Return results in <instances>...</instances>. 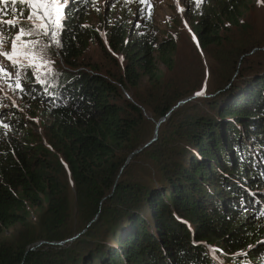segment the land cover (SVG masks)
<instances>
[{"label": "trees", "instance_id": "obj_1", "mask_svg": "<svg viewBox=\"0 0 264 264\" xmlns=\"http://www.w3.org/2000/svg\"><path fill=\"white\" fill-rule=\"evenodd\" d=\"M250 1L198 5L191 27L200 47L228 45L226 21L243 28ZM74 7L63 21L59 57L75 69L89 43L101 39ZM0 10L3 20L28 15L26 5ZM107 35L124 53L121 74L96 64L47 83L28 74L20 90L28 110H0V264H264V70L246 65L236 82L172 110L193 91L158 68L159 59L175 73V38L157 43L148 30L130 32L125 20ZM144 76L157 95L141 94ZM143 106L160 118L172 112L156 141L125 165ZM68 175L80 211L75 226ZM32 208L41 210L40 240L79 235L47 249H33L28 237L2 239L29 223Z\"/></svg>", "mask_w": 264, "mask_h": 264}, {"label": "rangeland", "instance_id": "obj_2", "mask_svg": "<svg viewBox=\"0 0 264 264\" xmlns=\"http://www.w3.org/2000/svg\"><path fill=\"white\" fill-rule=\"evenodd\" d=\"M210 0H203L204 5L211 6ZM19 4V3H18ZM14 5V8L16 5ZM3 3H0L2 6ZM26 5L28 14L35 10V7ZM201 5V3L199 4ZM74 6H78L77 12L82 14L81 17L86 20L85 26H94L99 32L100 39L89 43L88 47L84 49L81 57L78 59L77 67L74 69L66 65L59 57V46H56L52 41V32H57V38L61 43V33L63 31V21L68 10L71 11ZM59 6H48L51 16L39 21L34 18L36 23L46 24L48 26V35L43 34V29H36L32 35H25L21 37V41H39L38 44L33 45L25 43L18 46L17 55L15 59L19 60V64L12 65L5 57L0 56V63L7 66L6 71L11 73L10 76L0 75V110L14 106L21 111L26 112L28 106L24 103L25 99L21 95L20 89L16 88L17 76L19 72V82L23 86L26 75L31 74L37 82L51 81L60 72L79 70L91 65H99L103 71L111 74H121L125 66V57L123 52H116L112 49L107 35V27L115 21H123L129 23V31L134 34L146 32L155 38L157 43H163L166 37L172 36L177 42V52L175 54V73H169L164 63L158 59V68L163 75H168L170 78H182L183 83L193 89L188 98L180 101L173 109L186 101H190L197 97L212 96L215 91L226 88L230 83L238 80V76L242 73L246 65H250L255 69V72L260 73L264 67V3L258 0H251L250 4L245 10L241 22L245 25L243 28H236L226 21L225 25L228 26L230 31L224 35L226 36V43L223 47H215L211 51H205L200 47L196 36L194 35L191 27V14L198 13V5L196 0H149L148 3H140L139 0H68L63 9L57 11ZM1 12V11H0ZM25 14V13H22ZM42 15V13H41ZM62 15L63 19L60 21L61 27L57 29V17ZM25 16H12L10 19L18 20L16 27H10L13 31H5V36L8 38L9 43L5 45V50H11V39L16 35L19 28L29 29L34 27L33 21H28ZM152 25V29L148 27ZM19 43V42H18ZM44 50L41 52V50ZM243 49L249 51L244 56H238L235 61V54H239ZM236 54V55H237ZM43 56V59L40 56ZM44 60L51 61L50 64H45ZM246 60L247 62H243ZM26 65H30L25 67ZM52 71L49 72L48 69ZM175 74V75H174ZM179 80V81H180ZM223 84V86H221ZM217 86L219 89L217 90ZM155 84L151 82L146 76L141 80V94L148 95L155 91ZM216 89V90H215ZM215 90V91H213ZM124 96L133 100V94L130 90L124 89ZM203 92L202 95H196L197 92ZM153 96L158 92L152 93ZM158 101V100H156ZM144 123L138 129L137 136L131 144L130 153L126 157V164L128 165L135 154H140L143 149H146L155 142L161 128L167 122L168 113L164 117H157L151 109L142 107ZM39 124L38 119H35ZM41 128H37L40 131ZM130 148V147H129ZM129 150V149H128ZM150 150L147 149V152ZM136 155V156H137ZM125 156V155H123ZM144 158V157H143ZM141 158L134 159L136 163ZM65 184L68 193V208L69 221L74 226L79 217V206L75 199L74 184L71 176H67ZM262 193L264 188H261ZM32 217L27 225H18L9 229L2 239L9 238L10 240L19 241V238H31L29 246L33 249L39 248L46 244L48 246H55L56 244H63L71 242L77 238L80 231L74 232L63 241L40 240L36 236L39 235V220L41 219V210L37 208L31 209ZM80 223V222H79ZM39 239V240H38ZM17 241V242H18ZM219 264H225L222 260H217Z\"/></svg>", "mask_w": 264, "mask_h": 264}, {"label": "snow or ice", "instance_id": "obj_3", "mask_svg": "<svg viewBox=\"0 0 264 264\" xmlns=\"http://www.w3.org/2000/svg\"><path fill=\"white\" fill-rule=\"evenodd\" d=\"M130 2V0H129ZM140 3H148L149 0H139ZM197 5H199L200 3L203 2V0H196ZM258 2L260 3H264V0H258ZM0 3H3L5 5L8 4H27L30 6H39V7H35L34 11H31L26 19L28 21H33L34 23V27L29 28V29H25V28H19L18 31L16 32V35L11 39V50L10 51H6L5 50V45L7 43H9L8 38L5 36V25H11L13 27H16V25L18 24V20L15 19H11V20H3L0 19V56L5 57L8 61L12 62L13 66L18 65L20 62L19 60L15 59V56L18 54L17 53V48L20 45H23L25 43H30L33 45H36L39 43V41L33 40V41H21V37L25 36V35H32L36 29H43V34L44 35H48V26L46 24H42V23H36L34 21V18H36L39 21H43L45 18L50 17L51 16V12L48 10V6H59L57 11H59L60 9H63L64 5H66L68 3V0H0ZM2 11V10H0ZM42 13V15H41ZM63 19V16L60 15L57 17L56 20V26L57 29H59L61 27L60 21ZM52 41L56 46L60 45V41L57 38V32L53 31L52 32ZM19 42V43H18ZM44 50L42 49L41 52H43ZM41 59H43V56H40ZM45 64H50L51 61L49 60H44ZM30 66V65H26L25 67ZM7 66L4 65L3 63H0V75H7L10 76L11 73H8L6 71ZM49 72L52 71L51 68L48 69ZM17 76V82H16V88H19L21 91L23 90L20 82H19V76L20 73L17 72L16 73ZM42 82V81H41ZM203 92H197L196 95H202ZM4 128H8L7 124L3 125ZM262 215H264V213H262Z\"/></svg>", "mask_w": 264, "mask_h": 264}]
</instances>
